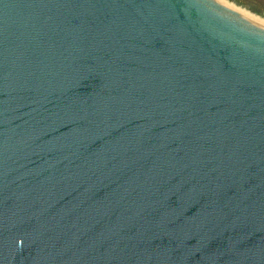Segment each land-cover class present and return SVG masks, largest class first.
<instances>
[{
  "label": "water",
  "instance_id": "1",
  "mask_svg": "<svg viewBox=\"0 0 264 264\" xmlns=\"http://www.w3.org/2000/svg\"><path fill=\"white\" fill-rule=\"evenodd\" d=\"M0 264H264V29L0 0Z\"/></svg>",
  "mask_w": 264,
  "mask_h": 264
},
{
  "label": "rangeland",
  "instance_id": "2",
  "mask_svg": "<svg viewBox=\"0 0 264 264\" xmlns=\"http://www.w3.org/2000/svg\"><path fill=\"white\" fill-rule=\"evenodd\" d=\"M230 10L264 28V0H218Z\"/></svg>",
  "mask_w": 264,
  "mask_h": 264
},
{
  "label": "bare ground",
  "instance_id": "3",
  "mask_svg": "<svg viewBox=\"0 0 264 264\" xmlns=\"http://www.w3.org/2000/svg\"><path fill=\"white\" fill-rule=\"evenodd\" d=\"M214 1H215L216 3H218L219 5L223 6L224 8H226L227 10L231 11L230 8H228L225 4L221 3L220 1H218V0H214ZM231 12H232V11H231ZM232 13H233V12H232ZM234 14H235V13H234ZM236 15H238V14H236ZM238 16L241 17V18H243L244 20H246V21H248V22L254 24L252 21H250V20H248V19H246V18H244V17H242V16H240V15H238ZM254 25H256V24H254ZM256 26H258V24H257ZM258 27H260V26H258ZM260 28H262V27H260ZM262 29H264V28H262Z\"/></svg>",
  "mask_w": 264,
  "mask_h": 264
}]
</instances>
